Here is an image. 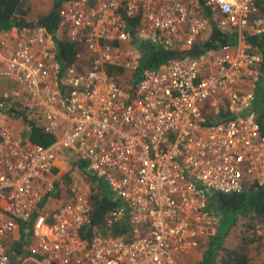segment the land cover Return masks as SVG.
I'll return each instance as SVG.
<instances>
[{
  "label": "built area",
  "instance_id": "built-area-1",
  "mask_svg": "<svg viewBox=\"0 0 264 264\" xmlns=\"http://www.w3.org/2000/svg\"><path fill=\"white\" fill-rule=\"evenodd\" d=\"M260 4L62 0L54 35L42 25H13L7 38L0 35V75L22 86L24 105L53 135L42 145L0 126V264L10 258L2 238L18 222L30 224L36 249L50 260L189 264L184 258L213 231L211 193L264 181L251 89L260 55L245 41L264 33ZM210 26L236 40L141 68L131 93L107 72V65L134 68L140 44L187 49ZM58 35L76 44L75 63L57 59ZM61 151L106 184L114 202L106 223L126 217L125 230L80 236L89 222L85 175L70 182L69 199L43 209Z\"/></svg>",
  "mask_w": 264,
  "mask_h": 264
},
{
  "label": "trees",
  "instance_id": "trees-1",
  "mask_svg": "<svg viewBox=\"0 0 264 264\" xmlns=\"http://www.w3.org/2000/svg\"><path fill=\"white\" fill-rule=\"evenodd\" d=\"M62 0H52L51 6L44 13L38 14L34 20L27 17V11L22 0H0V30H5L11 26H33L42 25L49 32H54L58 25V9ZM260 9L264 15V6L260 4ZM236 40V33L228 30H221L210 26L206 37L195 42L187 49H182L177 45L171 46H153L149 44H140V57L134 68H124L116 65H107V72L114 77L117 83L124 87L129 93L132 92L134 83L140 76V70L143 67L155 66L167 58L180 56L187 53L195 54L200 50L214 48L222 43H232ZM247 41L251 48H255L260 55V61L257 66L259 70L258 78L252 86L253 102L252 107L255 113V119L260 133L264 136V33L246 34ZM56 57L63 64L75 63L74 56L76 44L67 40L65 36L56 39ZM84 61V59H83ZM124 75L123 79L121 76ZM127 86H125V85ZM8 114L12 117L20 118L23 125L26 126L27 136L30 141L42 145L49 143L53 139L52 133L44 129L43 126L33 122L32 118H27L22 109L14 105L8 106ZM213 119L212 114L205 115V121ZM83 161L79 165H83ZM86 181L89 183L88 205L89 222L80 232L82 238H88L94 233L118 234L126 229V217L112 224L106 223L107 211L113 205L110 198L106 195V184L87 174ZM54 182V186H55ZM69 192V190H67ZM54 191L51 193L53 194ZM211 209L216 211L217 222L213 232L208 237L207 247L203 251L202 264H247L248 262V244L255 238H260L264 234V181L257 182L249 178L244 188L238 192H212L210 198ZM219 217V219H218ZM243 219L248 223L243 227ZM240 220V221H239ZM256 223L260 224L256 226ZM260 233H256V228ZM241 226L247 232H238V242L234 245L223 244L224 238L235 228ZM260 242V241H259ZM223 250L219 256V262H214L216 252Z\"/></svg>",
  "mask_w": 264,
  "mask_h": 264
},
{
  "label": "crops",
  "instance_id": "crops-1",
  "mask_svg": "<svg viewBox=\"0 0 264 264\" xmlns=\"http://www.w3.org/2000/svg\"><path fill=\"white\" fill-rule=\"evenodd\" d=\"M56 29V28H55ZM2 32H0V35H2L3 37H8V35H10L9 30L5 29V30H1ZM55 32V31H54ZM54 32H50L51 34L54 35ZM58 37H62V35H58ZM205 37V35L203 36ZM55 38V37H54ZM55 38V42L56 39ZM53 46H55L56 48V43L53 44ZM254 50H256L255 48H252ZM260 74V73H259ZM1 76V75H0ZM4 77V76H1ZM8 78V77H5ZM12 81V83H15V86L18 87L16 85L15 80L8 78ZM19 84V83H18ZM20 88V87H18ZM21 89V88H20ZM23 91V88L21 89ZM6 91H3L0 95V112H3L5 115L8 114V109H9V105L10 104H2L4 101L9 100V94H7V98H3L2 95L3 93ZM14 93L16 94L17 97H20V105L19 106L23 111L24 114L27 118H32L33 122L43 126L42 123H44V120L40 117H38L36 115V111H33L32 109L26 107V105H24V97L25 95L22 94V92L20 90H16L14 91ZM21 94V95H20ZM19 102L14 101L13 105L15 106L16 104H18ZM20 120V118H19ZM21 121V120H20ZM7 124H5L7 126V129L13 133V134H17L20 135L23 139H27L29 140L28 136H27V130H26V126L23 125L22 121V126L23 127H15L12 125L11 122H6ZM1 125V124H0ZM15 125L17 126L18 124L15 123ZM44 127V126H43ZM60 154H65V156L67 157L70 156L72 158V162L71 164H69L66 168L65 171L67 169H74V167L76 169H79L81 174H82V178L80 179H84V175H85V179L87 174H85L86 172L83 169V166L85 165V161L84 160H78L75 159L74 156L70 153H67L65 151H61V152H57V155L53 161V166H52V171H53V177H54V182H55V190L53 194L50 195H45L44 199L42 200V205H43V209L44 210H50V209H54L57 206H59L60 204L64 203L66 201V199H69L71 196V193L67 192V194L64 192V194L60 197L61 193H59V188L57 186H59V183H61L62 178H60V175L56 174V170L57 166H59V160L57 159V156H59ZM67 159H65V164H67ZM83 161V165H79V162ZM66 166V165H65ZM63 167V166H62ZM65 182L67 183V190H68V186L70 184V182L75 181L76 179L69 177L67 172H65ZM74 179V180H73ZM90 191V190H89ZM89 194V192H88ZM87 194V195H88ZM106 195H107V190H106ZM109 197V195H107ZM114 203V202H112ZM213 205H210V208ZM215 213L216 211L213 210ZM209 237V236H208ZM208 237L205 239L204 242L207 241ZM3 243L4 245L7 247V250L9 251V264H72V263H68L69 261H63V260H50L48 257H46L44 254H42L41 251L36 249V246L34 244L35 241V236L33 235L31 229H30V224L29 223H23V222H18L17 225L10 230L9 232H7L4 236H3ZM196 250L194 249L192 251V255L190 257H194L196 255ZM198 252V251H197ZM185 259V258H184ZM196 262L195 264H202L203 263V251H201V253H199L198 257L195 256ZM194 259V260H195ZM198 259V260H197Z\"/></svg>",
  "mask_w": 264,
  "mask_h": 264
},
{
  "label": "rangeland",
  "instance_id": "rangeland-1",
  "mask_svg": "<svg viewBox=\"0 0 264 264\" xmlns=\"http://www.w3.org/2000/svg\"><path fill=\"white\" fill-rule=\"evenodd\" d=\"M22 1L24 4V7L26 8V11H27V17L29 19H33V20L38 14L44 13L45 10H47L52 4V0H22ZM123 77H124V75L121 76L122 79H123ZM16 85L22 89V86L20 84L16 83ZM123 85H125V84H123ZM125 86H127V85H125ZM18 87H16L15 83H12V81L10 79L0 76V95L3 91H6V94H9V100L4 101L2 104L13 105V102L17 101L19 103L16 104L15 107L20 108L19 106H21L20 105L21 99H20V97H17L16 94L14 93V91L20 90V88H18ZM22 94L24 95V93H22ZM6 122H11L12 125L15 127H23L19 118L12 117L9 114L5 115L3 112H0V124H1L0 126L7 124ZM15 123L18 125L16 126ZM65 159L68 160L67 164H65ZM56 160H59V166H57V169H55L56 170L55 173L60 175V178H62L61 183H59V186H57L59 188V191H60L59 193H61V195H60V197H61L64 194V192L67 194V183L68 182H65L66 181L65 180V174H66L65 172H67L69 177L72 176V178H74L76 180L82 178L83 176H82L80 170L76 169L75 167H74V169H67L65 171V168L69 164H71V162L73 161L70 156L67 155V157H66L65 154H60L59 156H57ZM106 190H107V188H106ZM218 219H219V217H218ZM216 222H217V218H216V221L214 223V226H215ZM241 222H243V227H245L246 224L248 223V220L243 219V221H241ZM256 226H259V228H262V227H260L259 223H256ZM256 226L253 225V229L256 228ZM259 228H256V231H257L256 233L261 232V229H260V231H258ZM213 229H214V227H213ZM234 231L235 232H231L230 234H228L224 238L223 244L234 245L238 242V235L236 233L247 232L244 229H242L241 226H237ZM207 242H208V240L206 242L200 241L198 243V245L196 246V252H195L196 255L195 256L198 257L199 253H201V251H204V249L207 247ZM222 252H223V250H219L216 252L217 254L214 257L215 263L219 262V256H220V253H222ZM191 255H192V252L188 257H185V259H186V261H189V264H195V262H196L195 256L192 258V257H190ZM248 257L249 258H248L247 264H264V234H261L260 238H258V240H257V238H255L252 242H250L248 244Z\"/></svg>",
  "mask_w": 264,
  "mask_h": 264
}]
</instances>
